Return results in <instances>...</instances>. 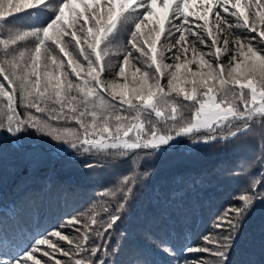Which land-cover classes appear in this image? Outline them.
Wrapping results in <instances>:
<instances>
[{
	"label": "snow or ice",
	"instance_id": "snow-or-ice-1",
	"mask_svg": "<svg viewBox=\"0 0 264 264\" xmlns=\"http://www.w3.org/2000/svg\"><path fill=\"white\" fill-rule=\"evenodd\" d=\"M233 30L254 35L230 41ZM121 31L128 33L127 43L146 67L136 68L129 80L125 66L133 51H127L117 74L123 84L102 79L109 37ZM162 37L166 44L160 43ZM23 41H30L31 47H22ZM230 43L235 45L231 54ZM229 54L227 66L220 63L221 56ZM0 78V129L16 134L33 128L78 154L156 149L174 139L173 129L175 136L191 134L203 143L236 138L250 133L255 123H264V0H0ZM165 78L166 86L161 83ZM17 93L24 115L17 110ZM177 97L194 107L191 120L179 126ZM49 101L58 108H49ZM145 113L156 120L143 119ZM60 121H74L78 128L61 126ZM169 121L171 127L162 133L157 124ZM235 121L242 124L232 131ZM226 124L228 135L218 134ZM239 199L240 206H229L214 222L227 234L203 238L215 249L187 251L210 252L218 258L216 264H227L232 233L253 206L252 196ZM123 207L120 203L114 213L104 210L108 219L100 221L106 223L103 231L93 227L98 223L95 216L83 224V237L75 244L83 258L74 264H110L109 253L117 249L109 247L108 230L114 229ZM80 223L77 217L67 221ZM51 237L73 244L69 236L53 231L30 241L22 255L0 259V264H44V257L51 264L53 253L69 256Z\"/></svg>",
	"mask_w": 264,
	"mask_h": 264
},
{
	"label": "trees",
	"instance_id": "trees-1",
	"mask_svg": "<svg viewBox=\"0 0 264 264\" xmlns=\"http://www.w3.org/2000/svg\"><path fill=\"white\" fill-rule=\"evenodd\" d=\"M7 28L27 30L18 25H5ZM251 35L254 34L233 30L228 38L231 41L239 36L244 40ZM223 37L221 34V45ZM127 41L126 31L109 37L103 80L125 83L117 74L127 51H133L130 64L125 66L129 80L136 68L146 70L142 60L137 59L139 54ZM160 43H167L165 37ZM21 46L31 47V42L23 41ZM198 47L204 52L210 50L203 45ZM229 48L230 54L235 51L231 43ZM69 50H73L71 46ZM230 54L222 55L220 63L227 66ZM165 62L173 61L166 59ZM191 67L195 70L196 65ZM161 83L166 86V78ZM177 102L181 105L176 122L179 126L191 120L194 107L182 97H177ZM48 105L58 108L51 101ZM16 106L24 115L18 93ZM143 119L156 120L154 114L147 113ZM59 124L78 128L74 121ZM171 124L172 121L167 125L159 122L157 127L167 133ZM233 124L232 131L242 122ZM229 130L226 124L218 134L227 136ZM65 146L68 147L33 128L16 134L0 129V259L8 261L22 255V250L34 238L61 231L73 244L51 238L70 255L53 253L51 264L55 260L74 264V259L83 258L75 250V244L83 237V224H90V218L95 216L98 223L93 227L103 231L106 223L100 221L108 219L104 210L114 213L123 203L121 218L114 229L108 230L109 247L117 249L109 253L110 264H216L218 258L210 252L187 249L214 250L215 245L203 238L226 235L227 231L215 228L214 222L229 206H240L239 197L250 195L253 206L232 233L227 264H264V123H255L250 133L236 138L203 143L190 134L180 136L172 144L156 149H134L123 155L116 150L78 154L69 147L63 149ZM125 177H128L126 183ZM72 217L81 223L67 224ZM43 261L49 264L48 257Z\"/></svg>",
	"mask_w": 264,
	"mask_h": 264
},
{
	"label": "rangeland",
	"instance_id": "rangeland-1",
	"mask_svg": "<svg viewBox=\"0 0 264 264\" xmlns=\"http://www.w3.org/2000/svg\"><path fill=\"white\" fill-rule=\"evenodd\" d=\"M173 136H174V139L172 140V141H170L169 142V144H172V143H174V142H176L177 141V139L180 137V136H175V132L174 133H171ZM161 146H163V145H161ZM68 147H63V149H67Z\"/></svg>",
	"mask_w": 264,
	"mask_h": 264
}]
</instances>
